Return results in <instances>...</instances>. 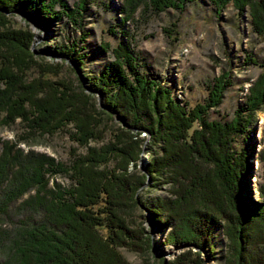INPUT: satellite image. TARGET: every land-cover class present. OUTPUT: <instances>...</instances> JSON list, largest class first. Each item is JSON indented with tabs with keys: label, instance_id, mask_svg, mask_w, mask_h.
<instances>
[{
	"label": "trees",
	"instance_id": "16d2710c",
	"mask_svg": "<svg viewBox=\"0 0 264 264\" xmlns=\"http://www.w3.org/2000/svg\"><path fill=\"white\" fill-rule=\"evenodd\" d=\"M84 1L68 7L63 0H0V24L7 19L5 13L32 6L40 13L47 12L50 19L63 11L73 18L81 15ZM185 1L189 0H122L118 25L132 17L140 2L160 11L168 6L180 8ZM210 1L220 8L228 0ZM230 1L238 13L247 7L252 30L263 36L264 0ZM56 2L60 8L54 10ZM109 30L121 37L111 48L112 58L99 72L85 77L92 90L80 88L76 96L66 89L51 88V97L42 102L34 98L36 83L24 82L20 75L22 67L31 62L33 33L18 28L0 31V115L3 112L11 119L19 116L32 122L27 127L39 132H51L63 121L73 120L77 125L74 139L81 143L97 134L94 129L100 123V113L118 116L121 124L112 133L113 141L89 146L84 154H75L69 164L42 151L23 150L17 145L22 137L2 140L0 218L23 194L26 196L17 208L32 218L19 219L6 235L7 251L0 264H127L116 247L133 234L124 228L117 213L124 198L135 202L134 190L146 176L165 172V181L174 185V195L155 198L149 206L154 221L170 226L169 240L210 252L212 229L221 226L228 264H264V191L260 199L246 195L243 179L250 168V145H233L237 135L245 139L247 133H253L256 111L264 104V72L249 85L231 119H207L202 114L219 103L228 76H216L204 102L186 109L172 97L167 85L139 70V56L127 30L121 26L117 31ZM85 35L83 31L80 40ZM6 44L14 53L4 52ZM81 48L75 43H60L53 45L52 51L79 63L84 56ZM12 66L17 72L10 69ZM92 92L99 94L101 107L91 101ZM195 119L198 126L191 128ZM141 129L149 133V146L155 143L157 149L150 151L153 154L143 165L144 171L133 176L123 168L124 163L137 158ZM26 138L23 141L28 142ZM110 156L121 160L120 171L105 166ZM57 172H67L72 180L69 186L53 181L48 185L49 176Z\"/></svg>",
	"mask_w": 264,
	"mask_h": 264
},
{
	"label": "rangeland",
	"instance_id": "374dc122",
	"mask_svg": "<svg viewBox=\"0 0 264 264\" xmlns=\"http://www.w3.org/2000/svg\"><path fill=\"white\" fill-rule=\"evenodd\" d=\"M63 1L71 7L77 0ZM121 1L85 0L81 15L73 18L63 11L58 18L50 19L47 12L40 13L33 6L24 11L5 13L7 19L0 24V31L18 28L33 33L29 43L31 62L22 67L20 75L24 82L36 83L34 98H42H36L42 102L51 97V88L59 91L66 89L76 96L80 88L92 90L85 77L99 72L112 58L111 48L121 36L109 28L117 31L121 26L130 35L133 49L139 56V70L167 85L172 97L184 104L186 109L204 102L208 86L216 76H228L229 82L222 91L219 103L207 107L202 115L217 121L231 119L244 100L249 85L264 72V35L252 30L247 7L238 13L230 0L220 8H216L210 0H189L183 2L180 8L168 6L155 11L140 2L132 17L118 25ZM59 8L56 2L53 9ZM83 31L86 35L80 40ZM60 43L83 46L80 51L84 56L80 62L75 63L76 60L73 62L71 58H62L59 53L53 52V45ZM2 47L5 53H14L15 49L7 44ZM10 69L16 71L13 66ZM0 87H3V82H0ZM90 99L101 107L97 92H92ZM33 101L36 102L35 99ZM87 101L89 103L88 98ZM25 105L29 106L27 102ZM10 117L1 112L0 147L2 140L13 141L22 137L17 145L23 150L31 148L45 152L64 164H69L75 154H84L89 146L98 147L113 141L112 133L121 125L118 116L112 114L108 117L100 113V123L94 129L98 131L97 134L81 143L74 139L77 125L73 120L63 121L51 132H39L37 128L27 127L32 122L19 116ZM196 126L198 121L195 119L191 128ZM251 131V136L247 133L249 137L245 139L237 135L233 145L235 148L250 145V168L243 179L244 188L246 195L260 199L261 191H264V104L256 111ZM138 136L141 140L137 158L124 163L123 168L131 175L144 171L143 165L153 154L150 151L157 149L155 143L149 146V133L146 130L141 129ZM24 138L28 142L23 141ZM105 164L115 171H120L123 166L121 160L112 156ZM165 177L166 172L153 178L146 176L144 182L134 190L135 202L124 198L117 215L133 236L116 247L120 257L127 264H228L221 226L212 229V250L208 252L184 242H172L168 235L170 226H162L154 221L150 202L155 198L174 195L171 191L174 185L165 181ZM52 181L64 187L72 182L67 172L50 175L48 185ZM29 192L32 193V190ZM25 196L23 194L13 201L8 214L0 218V257L7 251L6 235L15 229L19 219L27 220L31 216L17 208L18 202Z\"/></svg>",
	"mask_w": 264,
	"mask_h": 264
}]
</instances>
